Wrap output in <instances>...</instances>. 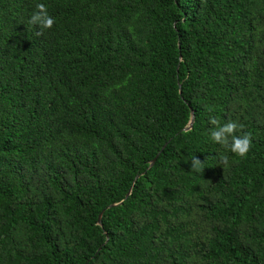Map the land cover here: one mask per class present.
I'll return each instance as SVG.
<instances>
[{
    "label": "trees",
    "instance_id": "obj_1",
    "mask_svg": "<svg viewBox=\"0 0 264 264\" xmlns=\"http://www.w3.org/2000/svg\"><path fill=\"white\" fill-rule=\"evenodd\" d=\"M0 264H264V0H0Z\"/></svg>",
    "mask_w": 264,
    "mask_h": 264
},
{
    "label": "clouds",
    "instance_id": "obj_2",
    "mask_svg": "<svg viewBox=\"0 0 264 264\" xmlns=\"http://www.w3.org/2000/svg\"><path fill=\"white\" fill-rule=\"evenodd\" d=\"M55 23L54 18L49 15L44 4H37L36 10L30 15L28 24L36 26L41 30H48L53 27ZM212 124H216L215 120L211 121ZM238 125L235 122H228L222 126H218L210 133L211 140L225 147L231 153L243 157L249 150L250 137L248 135L236 136L234 135ZM222 163L227 165V156L222 157ZM202 164L197 158L191 160V171L199 172L202 168Z\"/></svg>",
    "mask_w": 264,
    "mask_h": 264
},
{
    "label": "water",
    "instance_id": "obj_3",
    "mask_svg": "<svg viewBox=\"0 0 264 264\" xmlns=\"http://www.w3.org/2000/svg\"><path fill=\"white\" fill-rule=\"evenodd\" d=\"M192 126H193V121H192V123L190 124V127H189L187 130L191 129V128H192ZM154 162H155V161H154ZM154 162H153L152 164H154ZM101 217H102V216H100V218H99V219H100V221H101V219H102Z\"/></svg>",
    "mask_w": 264,
    "mask_h": 264
}]
</instances>
